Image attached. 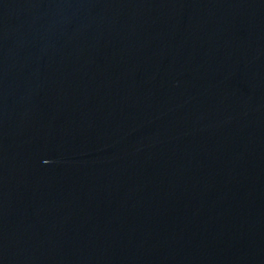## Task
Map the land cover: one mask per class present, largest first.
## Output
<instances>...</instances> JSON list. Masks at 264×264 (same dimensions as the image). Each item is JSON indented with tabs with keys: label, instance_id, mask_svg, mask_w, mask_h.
I'll use <instances>...</instances> for the list:
<instances>
[{
	"label": "water",
	"instance_id": "95a60500",
	"mask_svg": "<svg viewBox=\"0 0 264 264\" xmlns=\"http://www.w3.org/2000/svg\"><path fill=\"white\" fill-rule=\"evenodd\" d=\"M0 264H264V0H0Z\"/></svg>",
	"mask_w": 264,
	"mask_h": 264
}]
</instances>
